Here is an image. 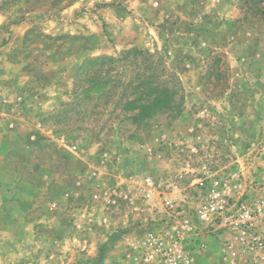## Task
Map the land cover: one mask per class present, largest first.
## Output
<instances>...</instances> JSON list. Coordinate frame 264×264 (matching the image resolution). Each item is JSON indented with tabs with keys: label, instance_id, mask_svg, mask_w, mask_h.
Returning a JSON list of instances; mask_svg holds the SVG:
<instances>
[{
	"label": "rangeland",
	"instance_id": "1",
	"mask_svg": "<svg viewBox=\"0 0 264 264\" xmlns=\"http://www.w3.org/2000/svg\"><path fill=\"white\" fill-rule=\"evenodd\" d=\"M214 186L264 205V0H0V264H160Z\"/></svg>",
	"mask_w": 264,
	"mask_h": 264
},
{
	"label": "built area",
	"instance_id": "2",
	"mask_svg": "<svg viewBox=\"0 0 264 264\" xmlns=\"http://www.w3.org/2000/svg\"><path fill=\"white\" fill-rule=\"evenodd\" d=\"M151 194L152 191L147 192L148 197ZM167 204L174 207L172 200H167ZM178 220L165 226L164 222L161 227H168L164 235L153 237L146 243L147 261L156 260L160 264H178L183 261L189 264V256L183 248L184 244L191 242L189 235L202 243L206 236L225 232L231 233L235 239L223 244V251L228 249L231 252V264H238L236 255L248 261L264 259V205L255 208L243 205L238 211L232 210L225 192L214 186L207 199L197 207L194 216L185 222ZM179 223H182L181 228ZM240 248L244 254L240 253Z\"/></svg>",
	"mask_w": 264,
	"mask_h": 264
},
{
	"label": "crops",
	"instance_id": "3",
	"mask_svg": "<svg viewBox=\"0 0 264 264\" xmlns=\"http://www.w3.org/2000/svg\"><path fill=\"white\" fill-rule=\"evenodd\" d=\"M18 130L20 131V133H23L24 135H26V133H27L26 131L21 130V128H19ZM46 181H47V179H46ZM48 181L51 182V178H48ZM46 188H47V190H49V193H50L51 192V184L48 186V183H47V187ZM4 212L9 217H13V219H11V220H13V222H11V225L15 223V225L17 224V225L24 226V225H27L28 223L31 222V220L26 219L24 216L23 217L19 216V215H21L23 213H27V210L24 209L23 207L19 211L11 212V211H6L5 210ZM17 213H19V214L17 215ZM16 218H19L21 222L17 221V220L14 221V219H16ZM192 261H193V264H212V262L215 261V260L213 258H211L210 256H201L200 257V256L196 255L195 257H193ZM100 262H102V264H105V262H107V259L106 258H102V259L99 260V264H100Z\"/></svg>",
	"mask_w": 264,
	"mask_h": 264
}]
</instances>
